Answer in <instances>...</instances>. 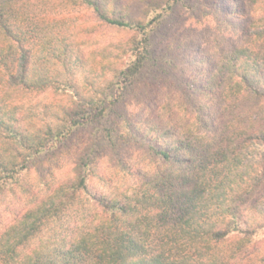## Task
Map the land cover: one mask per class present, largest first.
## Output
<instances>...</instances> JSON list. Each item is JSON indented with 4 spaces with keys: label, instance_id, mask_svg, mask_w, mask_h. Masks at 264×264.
Here are the masks:
<instances>
[{
    "label": "rangeland",
    "instance_id": "obj_1",
    "mask_svg": "<svg viewBox=\"0 0 264 264\" xmlns=\"http://www.w3.org/2000/svg\"><path fill=\"white\" fill-rule=\"evenodd\" d=\"M90 1L143 32L108 27L83 0H29L27 89L10 81L19 52L0 58V167L11 157L23 167L0 173L2 242L34 223L30 249L89 231L162 232L169 222L161 224L155 200L162 184L181 185L188 164L178 161L197 164L209 143L234 147L229 122L238 114L233 91L219 85L224 69L258 64L264 73V0ZM149 147L173 160L160 162ZM229 235L213 242L221 256L241 237Z\"/></svg>",
    "mask_w": 264,
    "mask_h": 264
},
{
    "label": "trees",
    "instance_id": "obj_2",
    "mask_svg": "<svg viewBox=\"0 0 264 264\" xmlns=\"http://www.w3.org/2000/svg\"><path fill=\"white\" fill-rule=\"evenodd\" d=\"M25 1L0 0V58L9 54L12 48L19 52L17 74L10 81L27 89L25 75L30 51L22 42L29 41L26 37L33 32L34 28L30 26L34 18L28 13ZM83 1L108 27L136 33L144 30L141 24L109 17L94 1ZM15 32L22 35V39ZM257 66L260 67L257 64L245 68L235 64L224 69L219 77V85L226 91H233L232 100L238 114L232 117V123L229 122L235 129L234 147L230 151L225 147L222 151L217 147L209 148V143L208 148L198 154L197 164L189 158L178 161L188 164V170L180 179L182 186L162 184L160 193L163 190L166 193L158 194V200H155L154 210L159 213L161 224L165 226L169 222L162 232L135 227L125 232L119 229L110 233L89 231L75 235L74 243L30 249L29 239L38 229V223H34L18 241L0 240V264H169V260L173 264H194L198 260H201L198 264H264V190L261 189L264 186V83H261L264 73L259 75L261 67ZM35 87L43 89L45 86L40 83ZM74 122L72 119V126ZM210 138L215 142L217 137L211 135ZM8 147L13 153L12 146ZM149 150L162 163L173 160L169 151L152 147ZM182 150L190 153L191 147L185 143ZM6 164L0 167L5 178H11L23 169L12 157L6 159ZM81 186L73 185V192ZM119 212L123 215L125 208L121 207ZM229 234L241 237L232 244L233 251H229L228 256L226 251L221 256V252H215L217 246H213V242L225 243ZM109 236H114L112 245L107 244ZM136 239L147 240V244L136 242ZM119 240L124 244L117 243ZM252 240H257L256 244L251 245V249L246 248Z\"/></svg>",
    "mask_w": 264,
    "mask_h": 264
}]
</instances>
